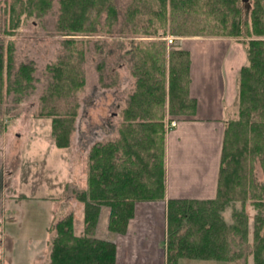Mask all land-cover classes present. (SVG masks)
Returning <instances> with one entry per match:
<instances>
[{
	"label": "trees",
	"instance_id": "1",
	"mask_svg": "<svg viewBox=\"0 0 264 264\" xmlns=\"http://www.w3.org/2000/svg\"><path fill=\"white\" fill-rule=\"evenodd\" d=\"M59 2L56 24L66 34L86 31L89 21L88 31L104 23L110 35L121 22L120 36L132 37L127 53L133 85L121 106L116 137L90 145L87 188L75 192L85 205L83 233H75L73 213L59 219L52 230L49 264H116L115 242L95 233L102 207L110 208L108 229L125 233L135 203L153 200H166V264H179L181 258L235 261L250 254L253 264H264V181L254 172V162L259 161L264 173V0H131L125 7L115 0ZM17 3L38 17L53 6V0H16L12 13ZM198 9L217 17L222 30L217 34L247 43L248 62L239 75L238 114L225 122L216 196L167 199L166 118L193 115L197 107L190 95L191 54L183 47L171 49L162 38L138 37L165 36L160 29L169 18ZM65 41L67 53L48 65L51 80L40 97L41 114L52 117L59 148L73 142L77 95L86 84V50L73 46L72 38ZM34 72L33 63L16 67L10 55L6 60L0 46V131L3 104L21 103L36 89ZM232 202L241 207H234L229 222L224 211ZM248 202L256 209L252 239Z\"/></svg>",
	"mask_w": 264,
	"mask_h": 264
},
{
	"label": "rangeland",
	"instance_id": "2",
	"mask_svg": "<svg viewBox=\"0 0 264 264\" xmlns=\"http://www.w3.org/2000/svg\"><path fill=\"white\" fill-rule=\"evenodd\" d=\"M115 1L118 6L125 7L131 0ZM15 2L0 0V46H3L5 59L8 60L10 55L16 67L21 63H33L37 80L36 89H30L21 103L3 104L6 114L0 131V264H49L52 230L59 219L73 213L75 233L81 235L84 230L85 205L77 199L75 192L87 188L90 145L118 134L124 100L133 85L127 53L132 37L131 34L120 36L118 26L121 22L110 35L104 23L93 22L97 31H88L89 21L86 31L66 34L56 24L59 0H53L51 10L42 17L35 13L30 15L20 3L16 5L17 11L12 13L11 6ZM189 13L176 20L169 18L164 27L158 22L161 32L165 30V36H139L138 39L162 38L171 49L181 47L180 40L185 37L236 39L217 34L222 30L216 16L203 9ZM142 22L147 23L148 19ZM69 38L75 40L73 46L86 50L82 65L86 84L77 95L80 108L73 142L64 149L55 144L52 117L41 114L40 97L51 80L48 65L66 55L65 40ZM235 113L237 116L238 106ZM189 116L179 114L166 118V126L170 120ZM254 165L257 180L263 182L264 173L259 161ZM231 205L224 211L229 222L234 207L240 208L241 203L232 202ZM246 210L252 239L256 209L248 202ZM107 215H110L109 206L103 211V226ZM104 230L101 226L98 234L105 236ZM179 264H253V256L250 254L235 261L181 258Z\"/></svg>",
	"mask_w": 264,
	"mask_h": 264
},
{
	"label": "crops",
	"instance_id": "3",
	"mask_svg": "<svg viewBox=\"0 0 264 264\" xmlns=\"http://www.w3.org/2000/svg\"><path fill=\"white\" fill-rule=\"evenodd\" d=\"M180 41L191 54L190 95L197 107L167 132L166 198L209 199L217 192L225 122L236 116L247 43L201 36ZM104 209L108 206L101 209L96 236L115 242L116 264H166V200L137 201L125 233L108 230L110 215L101 225ZM101 226L105 236L98 234Z\"/></svg>",
	"mask_w": 264,
	"mask_h": 264
},
{
	"label": "built area",
	"instance_id": "4",
	"mask_svg": "<svg viewBox=\"0 0 264 264\" xmlns=\"http://www.w3.org/2000/svg\"><path fill=\"white\" fill-rule=\"evenodd\" d=\"M178 124L176 120H172L170 123V128L175 127Z\"/></svg>",
	"mask_w": 264,
	"mask_h": 264
}]
</instances>
